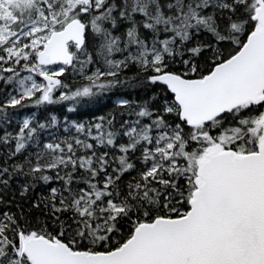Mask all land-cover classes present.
Listing matches in <instances>:
<instances>
[{
    "label": "snow or ice",
    "instance_id": "1",
    "mask_svg": "<svg viewBox=\"0 0 264 264\" xmlns=\"http://www.w3.org/2000/svg\"><path fill=\"white\" fill-rule=\"evenodd\" d=\"M0 264H264V0H0Z\"/></svg>",
    "mask_w": 264,
    "mask_h": 264
},
{
    "label": "trees",
    "instance_id": "2",
    "mask_svg": "<svg viewBox=\"0 0 264 264\" xmlns=\"http://www.w3.org/2000/svg\"><path fill=\"white\" fill-rule=\"evenodd\" d=\"M121 93L118 91L111 95V98L104 97L100 99L98 102L94 103H86L77 106V112L69 113L67 112V107L72 106L70 103L66 102L64 105H56V106H49L46 109H35V108H27L23 109L16 117L15 120L18 122L24 116L30 115L31 113L35 112L37 117L43 121L50 115H56L58 119L61 121V124L64 122V117L67 116L69 118V122L71 120H80V121H87L92 118V114L95 113L96 115H107L109 112H113L115 110V105L113 101L119 96ZM139 95H144L143 92L139 93ZM135 98V97H134ZM61 134L62 131H61Z\"/></svg>",
    "mask_w": 264,
    "mask_h": 264
}]
</instances>
